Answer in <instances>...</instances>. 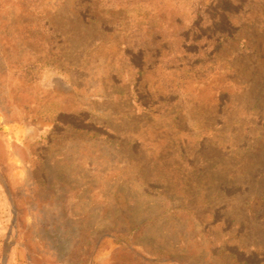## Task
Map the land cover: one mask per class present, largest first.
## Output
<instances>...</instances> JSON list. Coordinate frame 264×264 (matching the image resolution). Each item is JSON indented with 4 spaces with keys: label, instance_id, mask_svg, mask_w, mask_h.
<instances>
[{
    "label": "rangeland",
    "instance_id": "374dc122",
    "mask_svg": "<svg viewBox=\"0 0 264 264\" xmlns=\"http://www.w3.org/2000/svg\"><path fill=\"white\" fill-rule=\"evenodd\" d=\"M0 264H264V0H0Z\"/></svg>",
    "mask_w": 264,
    "mask_h": 264
}]
</instances>
